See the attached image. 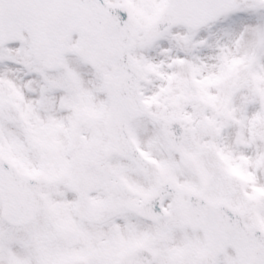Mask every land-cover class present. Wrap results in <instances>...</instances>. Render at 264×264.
Returning <instances> with one entry per match:
<instances>
[{"label":"snow or ice","instance_id":"obj_1","mask_svg":"<svg viewBox=\"0 0 264 264\" xmlns=\"http://www.w3.org/2000/svg\"><path fill=\"white\" fill-rule=\"evenodd\" d=\"M0 264H264V0H0Z\"/></svg>","mask_w":264,"mask_h":264}]
</instances>
